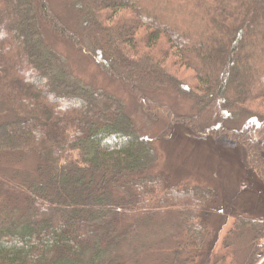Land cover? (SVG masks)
I'll return each mask as SVG.
<instances>
[{
    "label": "trees",
    "instance_id": "trees-1",
    "mask_svg": "<svg viewBox=\"0 0 264 264\" xmlns=\"http://www.w3.org/2000/svg\"><path fill=\"white\" fill-rule=\"evenodd\" d=\"M66 1L71 23L49 0H0V156L35 160L32 174L0 167V264H130L121 251L133 227L167 213L180 233L158 264H195L214 196L150 172L157 153L120 101L71 76L48 39L125 89L151 122L240 143L264 184L262 148L226 125L241 113L264 119V0ZM165 88L186 89L188 114L145 94ZM233 229L210 264H264V219L237 217Z\"/></svg>",
    "mask_w": 264,
    "mask_h": 264
},
{
    "label": "rangeland",
    "instance_id": "rangeland-1",
    "mask_svg": "<svg viewBox=\"0 0 264 264\" xmlns=\"http://www.w3.org/2000/svg\"><path fill=\"white\" fill-rule=\"evenodd\" d=\"M49 3L57 15L71 23L66 0H49ZM48 41L65 61L71 76L120 101L138 133L152 144L157 153V163L149 169L150 172L165 177L170 185L206 188L214 196L206 207L209 237L205 250L201 248L194 254L195 264H210L213 258L224 254L222 244L238 233L233 229L237 217L264 219V184L248 167L240 143L226 137L197 139L181 125L165 127L160 122H151L125 89L101 75L85 57L64 41ZM184 91L176 88L148 89L145 94L179 114H188L193 103L188 92ZM226 125L247 133L262 148L264 156V119L241 113L229 116ZM34 163L31 156H0V167L6 173L15 170L20 175L21 172L32 174ZM176 223L177 219L171 213L156 214L149 223L146 222V226L133 227L121 253L128 255L130 264H135V261L137 264L162 262V258L176 246L174 237L180 233ZM237 250V257L242 258L245 245L239 244Z\"/></svg>",
    "mask_w": 264,
    "mask_h": 264
},
{
    "label": "water",
    "instance_id": "water-1",
    "mask_svg": "<svg viewBox=\"0 0 264 264\" xmlns=\"http://www.w3.org/2000/svg\"><path fill=\"white\" fill-rule=\"evenodd\" d=\"M260 264V263H259Z\"/></svg>",
    "mask_w": 264,
    "mask_h": 264
}]
</instances>
